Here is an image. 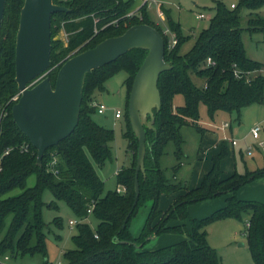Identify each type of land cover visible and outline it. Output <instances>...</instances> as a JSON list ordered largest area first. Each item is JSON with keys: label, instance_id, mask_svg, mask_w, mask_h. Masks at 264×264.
<instances>
[{"label": "trees", "instance_id": "trees-1", "mask_svg": "<svg viewBox=\"0 0 264 264\" xmlns=\"http://www.w3.org/2000/svg\"><path fill=\"white\" fill-rule=\"evenodd\" d=\"M25 0H6L0 29V255L12 258L41 255L48 264L47 224L43 219L46 205L43 194L49 190L56 200L65 201L79 219L77 234L72 238L76 248L64 252V264H220L219 257L206 240L203 228L218 218L241 219L250 215L246 230L247 241L255 264H264V203L243 200L239 190L264 177V167L223 176L221 163L227 156L225 146L212 158V167L201 184L187 188L183 183H171L161 168L170 142L175 145L177 159H181L184 138L182 126H198L199 105L204 103L209 115L220 111H238L264 98V64L247 56L242 40L240 15L228 9L221 0L215 14L187 53H181L183 37L180 25L173 20L169 28L176 33L178 44L168 48L163 30L147 16L145 5L139 15H128L134 0H54L69 8L52 15L51 66L46 76L55 85L61 66L71 57L96 47L105 39L124 34L130 27L149 24L165 38V60L172 68L163 72L158 81L162 105L154 110V123L145 124V170L138 174L140 194L136 197L135 179L139 139L134 133L129 116V98L136 74L148 51L134 48L116 61L87 74L79 123L74 132L58 145L48 149L37 164V149L22 133L12 116V107L19 94L16 81V38L21 9ZM244 6L257 9L264 0H243ZM249 29H264L261 17L249 20ZM64 31L66 42L56 38ZM214 62L207 65V59ZM128 75L125 85L126 110L124 138L132 160L117 173V183L126 190L104 192V182L95 164L104 165L112 157L111 143L114 130L103 127L93 119L97 107L93 97L105 90V83L117 73ZM236 71L240 75H236ZM254 72H258L253 75ZM192 75L203 80L200 86ZM183 95L185 103L175 106L174 99ZM151 117L148 116V122ZM29 144L27 152L21 151ZM10 149L8 154H4ZM57 159L55 165L52 161ZM52 169V170H51ZM55 170V172H54ZM36 174V184L26 187L30 175ZM23 191L5 197L13 189ZM178 193L166 210L159 208L163 195ZM225 197V204L205 217H194L190 207L208 200ZM151 203L145 225L138 236L132 232V220L141 207ZM48 206H52L49 204ZM54 207L58 208L54 203ZM92 209L90 214L88 211ZM98 221L93 229L86 219ZM11 216L10 223L6 219ZM61 227V220L53 221ZM125 225V226H124ZM184 234L186 238L154 250L145 249L152 236ZM141 245L140 247L135 246Z\"/></svg>", "mask_w": 264, "mask_h": 264}, {"label": "rangeland", "instance_id": "rangeland-1", "mask_svg": "<svg viewBox=\"0 0 264 264\" xmlns=\"http://www.w3.org/2000/svg\"><path fill=\"white\" fill-rule=\"evenodd\" d=\"M230 10H236L240 15V26L243 28L242 40L248 57L264 64V29H249V20L258 16L264 19V4L257 9L249 10L244 6L243 0H221ZM144 2L135 0L134 3ZM216 3L214 0H147L145 9L150 21L158 25L163 31L169 28V23L173 20L180 25L183 37L187 38L181 46V53H187L194 45L200 32L206 28L210 19L215 14ZM163 16H160V13ZM135 14L139 15V12ZM199 14H204L203 19ZM264 28V26H262ZM56 38L66 42L67 35L64 31L57 34ZM258 72H254L256 75ZM128 75L125 71L117 73L105 83V90L97 91L93 97L96 105L104 104L107 109L103 114L95 112L93 119L103 127L114 130L115 139L111 143L112 157L104 165L94 163L96 171L104 182V192L115 190L120 185L117 183V173L123 167L131 164V154L128 151V141L123 136L125 131V110H126V85ZM192 79L198 85L203 84V80L192 75ZM184 96L179 94L174 99L175 106L184 105ZM117 109L123 111L121 118L115 117ZM230 123L231 128L222 129L224 123ZM198 126L203 128L201 132L196 125L186 124L181 128L184 138L183 154L181 159H177L175 145L170 142L167 146V154L161 159V168L166 172V176L171 183H183L187 188L199 186L212 167V158L221 152L224 145L227 156L223 158L221 170L223 176L232 175L235 172L244 174L247 170H255L264 167V98L262 102H256L244 106L238 111H220L211 117L208 108L204 103L199 105ZM259 126L260 137L255 139L251 129ZM232 140L237 142L232 144ZM219 145V147L216 146ZM250 149V153L248 150ZM36 184V174L28 177L26 187H33ZM254 187V188H253ZM246 189V188H245ZM242 189L241 194H250L254 200L264 199V181L255 183L249 192ZM23 190L16 188L5 195V197L16 196ZM178 193L163 195L160 198L159 208L166 210L173 203ZM251 198V197H250ZM46 205L43 208V219L47 224V252L48 264H64V252L76 248L73 236L77 234V225L70 224V221H79L71 208L65 201L56 200L53 194L46 190L43 194ZM252 200V199H250ZM210 201V200H209ZM211 214L220 208L215 204L225 203V197L211 200ZM54 203L58 208L54 207ZM52 204V206H48ZM211 204V203H210ZM196 205V204H195ZM200 205V204H198ZM193 208L194 217L201 215L206 210L203 206ZM203 207V208H201ZM151 203L141 207L137 215L132 220V232L138 236L146 222ZM206 212V211H205ZM198 214V215H197ZM197 215V216H196ZM56 217L61 220V227L53 221ZM200 218V217H198ZM250 215L244 214L241 219L218 218L208 223L203 230L206 233L207 243L215 249L220 264H255L247 241V222ZM11 216L6 219V225L10 223ZM86 222L95 229L98 221L90 215ZM186 238L184 234H164L153 237L145 245V249L154 250L179 242ZM241 244H244L243 246ZM44 258L41 255L17 256L14 258L16 264H43Z\"/></svg>", "mask_w": 264, "mask_h": 264}, {"label": "water", "instance_id": "water-1", "mask_svg": "<svg viewBox=\"0 0 264 264\" xmlns=\"http://www.w3.org/2000/svg\"><path fill=\"white\" fill-rule=\"evenodd\" d=\"M5 3L6 0H0V29ZM68 10L69 8L54 3V0L24 1L15 57V79L20 97L12 107L13 119L37 149V164L41 165L45 152L69 137L76 129L87 74L116 61L131 49L147 50L148 54L136 74L129 98L130 121L139 139L135 179L138 198V174L140 170H145V124L150 127L153 125L154 110H159L162 105L159 77L172 68L165 60V38L149 24L134 25L124 34L105 39L96 47L68 59L59 69L53 86L51 78L46 76L51 66L52 15ZM148 116L151 117L149 122ZM153 237L156 236L151 238Z\"/></svg>", "mask_w": 264, "mask_h": 264}, {"label": "built area", "instance_id": "built-area-1", "mask_svg": "<svg viewBox=\"0 0 264 264\" xmlns=\"http://www.w3.org/2000/svg\"><path fill=\"white\" fill-rule=\"evenodd\" d=\"M146 1L147 0H144V2H146ZM133 14H134L133 12H130L128 15H133ZM162 14L163 13H160V16H162ZM198 17L203 19L205 17V15L204 14H199ZM163 33L168 38V48L169 49L174 48L178 44V38H177L176 33L173 32L170 28L165 29L163 31ZM212 64H214V62L211 60V58H208L207 59V65H212ZM236 75L238 76V75H240V73L238 71H236ZM19 97H20V93L17 94L12 100L13 101H18ZM96 107H97L98 113H100V114H103L106 111V109H107V107L104 104H98V105H96ZM122 114H123V111L120 110V109H117L116 112H115V117L116 118H121ZM229 127H230V123H228V122H226V123H224L222 125V129L223 130H226ZM260 131H261V129H260L259 126H255L254 128H252L251 132H252V135H253V137L255 139H258L260 137ZM232 144L236 145L237 142L235 140H232ZM28 149H29V144L26 143V144H24L22 146V150L21 151L27 152ZM9 152H10V149L6 150L4 154H8ZM248 152L249 153L251 152L250 149L248 150ZM56 162H57V159H54L52 161L51 165L52 166L55 165ZM0 169H1V166H0ZM54 172H55V170H54ZM125 190L126 189L123 186H120V187L117 188V192H119V193H124ZM88 212L91 214L92 213V209H89ZM77 223H78L77 221H73V220L70 221V224H72V225L77 224ZM248 225H249V223H248ZM13 261H14V259L12 258V256L10 254H6V255H3V256L0 255V264H16ZM58 264H61V263H58Z\"/></svg>", "mask_w": 264, "mask_h": 264}, {"label": "crops", "instance_id": "crops-1", "mask_svg": "<svg viewBox=\"0 0 264 264\" xmlns=\"http://www.w3.org/2000/svg\"><path fill=\"white\" fill-rule=\"evenodd\" d=\"M135 1V0H134ZM143 5H145V2H140V3H134V5H133V8H132V10H131V12H133V13H136V12H139V9L143 6ZM162 13V12H161ZM162 16H163V14H162ZM229 128H231V124H230V127ZM254 128V127H253ZM252 130V129H251ZM216 146L217 147H219V145L218 144H216ZM257 169H259V168H257ZM256 170V169H255ZM260 181H264V177L263 178H261V179H259V180H257V181H255V182H252V183H250V184H247V185H245L244 187H242L240 190H239V193H238V195H239V197L241 198V199H243V200H250V199H252V200H254L255 198H253V196H249L250 194H241V190L242 189H245V190H247V193L249 192V188H251L253 185H255V183H259ZM254 188V187H253ZM251 197V198H250ZM256 201V200H255ZM260 202V201H259ZM261 202L262 203H264V199H262L261 200ZM211 203V204H210ZM200 205H198V204H196V205H198V206H203L206 210H204V211H198V212H201L202 214L201 215H209L208 213H210L211 212V207H209L210 205H212L213 204V202L210 200H208V201H205V202H202V203H199ZM207 204H209V206H207ZM225 204V203H224ZM223 202H220V203H218V204H215L216 206L215 207H222L223 205ZM196 205H192L191 207H190V211H191V214L193 215V214H196L195 212H193V208H197V206ZM203 207H201V208H203ZM203 208V209H204ZM162 210V209H161ZM217 210V209H216ZM164 211V210H163ZM206 211V212H205ZM215 211V210H214ZM198 215V214H197ZM196 215V216H197ZM195 216V215H194ZM197 217H201V216H197ZM248 223H249V221L247 222V227H248Z\"/></svg>", "mask_w": 264, "mask_h": 264}]
</instances>
